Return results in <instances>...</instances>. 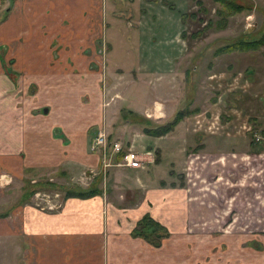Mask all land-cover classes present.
<instances>
[{
  "label": "rangeland",
  "instance_id": "374dc122",
  "mask_svg": "<svg viewBox=\"0 0 264 264\" xmlns=\"http://www.w3.org/2000/svg\"><path fill=\"white\" fill-rule=\"evenodd\" d=\"M62 2L64 6L60 9L65 13L62 24L66 22V36L52 37L51 50L59 44L69 54L81 48L87 52L89 45H97V55L104 66L108 47L104 32H116L112 34L123 40L124 45L130 42L131 47L133 42L142 39L139 32H160L154 52L156 60L169 54L170 47L178 45L183 50L176 65L180 73L182 69L187 71L179 74L178 87H175V93L179 95L177 106L188 102L189 107L197 108V112L183 118L163 138L153 141L156 137L142 132L153 130L170 118L157 122L152 112L153 115L143 113L131 117L119 98L122 83L136 79L137 85H129L128 94L145 92L146 102H149L155 92L153 86L146 84L147 76L132 77L127 72L123 76V70H114L116 84H113L111 73L109 79L103 75L96 86L93 82L77 85L75 74L62 76L67 69L44 85L41 80L36 83L33 78L22 77L25 81L15 85L12 98H16V107L21 113L18 121L24 125V129L21 125L19 128L25 138L31 139L26 153H32L34 164L22 165L16 177L0 172V213L13 205L23 204L38 211L56 212L66 198L77 197L69 192L89 190L94 186L97 193L93 195H98L107 185L111 187L114 183L112 166H104L100 154L96 168L73 160L66 161L67 164L57 160L60 153L69 152L67 147L73 140L85 143L84 152L71 150L76 156L86 160L95 158L90 157L89 145L98 133H103L110 141H118L123 150L135 151L136 158L150 156L160 162L162 167L155 174L157 180L151 174L149 182H152L151 186L160 183L171 187L177 194V205L182 207V210L175 207L176 211H182L179 227L167 228L164 222L145 213L129 230L116 236L140 239L139 252L173 256L163 260L167 264H264V138L255 135L259 139L256 143L253 133L247 131L252 126L264 130V81L261 80L264 56L259 52L261 49L226 50L213 55L217 48L237 41L248 26H253L246 33L251 37L264 32V0H222L227 7L217 0ZM237 4L242 6L238 12L235 11ZM94 14H97L96 20ZM79 32L86 36L77 37ZM90 32L97 34L93 36ZM173 32L179 34L169 41ZM98 39L100 41L96 42ZM115 41L114 48L117 49L119 46ZM2 48L4 53L7 45ZM66 57L67 60L71 58ZM123 57L115 56L120 66L129 64ZM130 60V64H136L138 57L132 56ZM68 65L66 61V67ZM168 86L164 84L163 90ZM123 89L126 90L125 85ZM23 112H27L24 118ZM41 113L49 123V140L46 132L41 135L47 127L45 122L33 117ZM8 121L11 127H2L3 133L15 128L14 121ZM6 123L4 121L3 125ZM46 142L50 144L49 150L41 151ZM60 144L65 149L62 145L58 147ZM147 150L152 154H144ZM42 152L46 153H43L46 159L39 164L37 162L44 159ZM69 162L78 164L75 166L79 169L69 167ZM151 163L149 166L154 167ZM126 167L122 163L114 165L118 168L119 178L123 176L122 168ZM142 188V192L137 190L140 195L133 199L151 205L148 200H154L150 196L154 189ZM118 194L121 197V192L113 191L114 199ZM102 196V205H105ZM163 203L155 206L154 216L169 215L161 213ZM144 215L161 229L142 227L138 221ZM9 238L5 237L0 243V264H23L22 241L16 244ZM133 251L134 244H130V252Z\"/></svg>",
  "mask_w": 264,
  "mask_h": 264
},
{
  "label": "crops",
  "instance_id": "0c3cea01",
  "mask_svg": "<svg viewBox=\"0 0 264 264\" xmlns=\"http://www.w3.org/2000/svg\"><path fill=\"white\" fill-rule=\"evenodd\" d=\"M62 1L0 0V172H5L11 177L18 175L22 165L34 164V159L31 158L32 153H26L28 149L26 146L31 139L25 138L22 128L21 130L19 128V125L22 126L18 121V115L21 113L16 107V98L14 100L12 98L16 90L15 85L22 84L27 77L33 78L36 83L41 80V85H44L52 82L56 76L60 77L67 69L68 72L62 76L68 77L75 74L74 79L78 81L77 85L86 86L89 82H93L96 86L97 81L101 77L104 78L105 74L109 79L112 73L113 81L115 79L114 70L121 69L123 70L122 75L127 72L132 77H139L140 74L144 77L147 76L146 84L153 86L155 92L150 101L146 102L145 92H132L130 95L127 92V90L130 91V86L137 85L136 79H130L127 84L122 83L119 98L124 102L126 109L138 114H154L158 122L171 117L176 110L185 107L191 108L188 102H185L187 105L177 106L179 95L175 93L177 90L175 87H178L179 83V74L187 71V69H182L183 71L180 73L176 65L182 56V48H178V45L174 46L175 48L170 47L169 54L159 55V61L154 56L157 36L160 35V32H139L143 40L138 39L135 44L133 42V48L130 46V42L124 45L123 40L117 39L112 34L116 32H104L108 39L104 66L97 55V45H89L87 52L81 48V50L69 54L59 44L55 50L54 48L51 50L50 44L54 37L64 38L66 36V22L62 24L65 13L60 9V6H64ZM94 16L96 20L97 14ZM90 33L93 36L97 34V32ZM178 34L179 32H173L169 41H172L173 37ZM84 36L86 34L83 35V32L77 34V37L80 38ZM40 40L41 46L39 47L37 45ZM99 41V39L96 40V42ZM114 41L119 46L117 49L114 48ZM3 45H7L4 53ZM260 49V54L264 56V46ZM151 53L152 55L149 56ZM158 53L160 54V51ZM67 55L71 56L70 60L66 59ZM117 55H124L123 58H127L129 64L120 66V63L115 60ZM132 56L138 57L136 64H130ZM66 61L69 63L68 67H66ZM159 63L165 66H160ZM261 80L264 81V72L261 73ZM116 83L113 81V84ZM164 84L169 86L163 90ZM124 85L126 90L123 89ZM95 89L97 90V87ZM26 113L23 112V118L24 115H27ZM33 117H36L35 120L41 119L45 122V127H47L45 131H41V135L46 132V139L49 140L48 121L42 116V113L33 115ZM8 120L14 121L15 128L3 133L2 127L6 126L9 129L11 127ZM4 121H7L6 125H3ZM22 127L24 129V125ZM29 132L33 133V130H29ZM164 136L152 139L154 141ZM71 142L67 147L69 152L60 153V156L57 157L58 163L67 164L66 161L73 160L76 163H87L96 168L99 154L90 152L87 146L91 155L89 156L95 158L86 160L76 156L71 150H78V153H82L85 150L83 147L85 143L79 144L75 140ZM62 146L61 148L65 149L64 145ZM49 148L50 144L47 145L46 142L41 151L49 150ZM43 153L45 152H42L44 159L36 161L39 164L45 162L46 156L44 155L46 153ZM115 159L116 155H112L108 161L109 166L110 164L112 166V181L114 183L111 187L107 185L103 188V193L85 198L68 197L56 212L38 211L23 204L13 205L8 211L0 213V243L5 237L13 238L16 244L22 241L20 247H23L21 249L23 250V264H167L163 260H168L171 255L139 252L140 239H129V236L116 235L120 232L122 234L125 229L129 230L130 226H133L135 221L145 213L157 221L164 222V226L167 228L179 227L177 225L180 224L179 218L182 211H176L175 207L177 206L179 209L182 207L177 205V194L171 187L162 186L160 183H157L158 186L156 184L151 186L152 182H149L151 174L157 180L155 174L162 167V164L157 163L153 157L142 158L141 164L137 167L122 168L124 170L121 171L123 175L121 178L116 171L118 168H114L118 161ZM152 161L153 163H151ZM148 163L153 164L154 167H150ZM75 165L78 164L70 162L68 164L69 167L72 166L78 170L79 166ZM152 180L154 182V179ZM142 187L154 189L153 194L150 195L154 197V200H148L150 203L152 202L151 205L145 203L144 200L135 201L133 199L135 195H140L137 190L142 192ZM90 189H94V186ZM113 191L116 194L121 192V197L118 194V198L114 199ZM102 195L105 197V205H102ZM110 195L112 198H108ZM161 202H164L165 205H161V213H169V215L162 216L159 212L160 215L154 216L155 206ZM130 244H134L135 251L130 252ZM20 247L17 246V248Z\"/></svg>",
  "mask_w": 264,
  "mask_h": 264
},
{
  "label": "trees",
  "instance_id": "16d2710c",
  "mask_svg": "<svg viewBox=\"0 0 264 264\" xmlns=\"http://www.w3.org/2000/svg\"><path fill=\"white\" fill-rule=\"evenodd\" d=\"M220 3L222 2V0H217ZM219 3V4H220ZM224 3V5L227 7V3L226 2H222ZM242 9V6L237 4V7L235 9V11L237 10V12L239 10ZM264 46V32H262L258 37H251L250 34H245L243 33L242 36H240V38L237 39V41L235 40L232 43L226 44L221 46L220 48H217L216 50H214L213 54H217L219 52L225 53L226 50L227 51H237V52H244V51H255L258 50L260 47ZM196 113L197 112V108H188L185 107L184 109H179L176 110L173 115L171 117H169L170 119L167 120L164 123H160L158 126H156L157 128H154L153 130H144V132H142L143 134H146L148 136H152V137H159L162 135H165L169 130H171L179 121H181L183 118H185L186 116L192 114V113ZM128 115H130L131 117H135V116H140L138 113H135L131 110H127L126 112ZM150 129V128H149ZM152 129V128H151ZM255 128H253L252 130L254 131ZM261 134H264L263 132H261ZM107 142H110V139L107 138ZM123 152L119 153L118 155H116V159L115 160H119L122 156ZM71 194H74L72 196H77V197H89L92 196L94 193H97L96 189H89V190H83L80 191L78 190L77 192H69ZM139 224L142 225V227H153V230L156 229V227L160 228L157 224H155L151 218L147 215H144L139 221ZM165 234H163L164 236ZM147 236V235H146ZM161 236H159L160 239ZM158 242H156L157 244Z\"/></svg>",
  "mask_w": 264,
  "mask_h": 264
},
{
  "label": "built area",
  "instance_id": "2783aa9c",
  "mask_svg": "<svg viewBox=\"0 0 264 264\" xmlns=\"http://www.w3.org/2000/svg\"><path fill=\"white\" fill-rule=\"evenodd\" d=\"M197 122V120H195ZM89 150L91 152H96L100 154L102 161L104 162V166H109V158L112 155H118L119 153L123 152L121 158L115 163L120 164L128 167H136L139 166L142 162L141 159L136 158V152L128 148V150H123L120 143L118 141H110L107 142V138L103 133H98L93 140V142L89 145ZM146 155H150L148 150L144 152ZM152 158V157H150ZM111 165V164H110Z\"/></svg>",
  "mask_w": 264,
  "mask_h": 264
},
{
  "label": "flooded vegetation",
  "instance_id": "af4514ba",
  "mask_svg": "<svg viewBox=\"0 0 264 264\" xmlns=\"http://www.w3.org/2000/svg\"><path fill=\"white\" fill-rule=\"evenodd\" d=\"M262 47H263V46H262ZM262 47H260V48H262ZM260 48H259V49H260ZM259 49H258V50H259ZM253 128H255L254 131L252 130ZM249 129H250V130H249ZM249 129H248L247 131H249L250 133H253V140L255 139L254 141H256V143H258L257 141H259V139H257V137H255V135H256V136L258 135L259 137L264 138V134H261V132L264 133V130H258L255 126H252V127H250ZM250 133H249V134H250ZM253 143H254V142H253Z\"/></svg>",
  "mask_w": 264,
  "mask_h": 264
},
{
  "label": "water",
  "instance_id": "95a60500",
  "mask_svg": "<svg viewBox=\"0 0 264 264\" xmlns=\"http://www.w3.org/2000/svg\"><path fill=\"white\" fill-rule=\"evenodd\" d=\"M252 27L253 26H248V27H246L244 30H243V32L246 34L247 32H250L251 30H252Z\"/></svg>",
  "mask_w": 264,
  "mask_h": 264
}]
</instances>
